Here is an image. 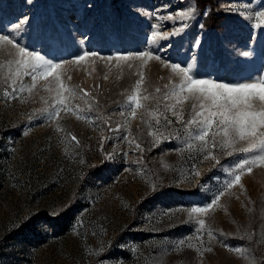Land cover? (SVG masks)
Segmentation results:
<instances>
[{
	"label": "rangeland",
	"instance_id": "374dc122",
	"mask_svg": "<svg viewBox=\"0 0 264 264\" xmlns=\"http://www.w3.org/2000/svg\"><path fill=\"white\" fill-rule=\"evenodd\" d=\"M216 2L0 0L13 40L0 41V264H264V164L238 173L256 152L239 151L247 139L221 148L220 135L213 146L215 124L208 144L192 139L194 100L172 94L171 63L228 83L264 74V3ZM14 45L63 63L34 86L15 77L25 91L10 99L5 81L23 72ZM81 51L100 56L72 62ZM116 54L129 59L101 58ZM234 173L241 183L225 188Z\"/></svg>",
	"mask_w": 264,
	"mask_h": 264
},
{
	"label": "snow or ice",
	"instance_id": "6c2138e0",
	"mask_svg": "<svg viewBox=\"0 0 264 264\" xmlns=\"http://www.w3.org/2000/svg\"><path fill=\"white\" fill-rule=\"evenodd\" d=\"M264 3V0H262ZM260 19H264V11H257L255 13ZM178 18L182 21L190 19V13L181 11L178 13ZM168 19H172L171 16ZM25 23L27 20L25 19ZM21 27V23L18 22L15 28L18 30ZM186 27V24L182 25ZM201 28L203 25L200 26ZM259 28L260 25H255ZM181 29H177L174 34H179ZM155 35V33H153ZM167 38V34H165ZM0 41H5L9 45H13V40L9 38V35H0ZM200 46V40L194 43L193 47L198 48ZM18 48L20 59L16 61L18 69H22L23 72L17 70L13 76H10L5 81L7 87L5 88L6 98L16 99L18 92H24L23 88L17 89L15 87V77L21 74L30 76L34 83L40 78L47 79L61 67L63 62H54L51 59L46 58L39 52L29 51L25 47L14 45ZM249 55L248 52L243 53ZM100 56L96 52L81 51L79 55L73 58L72 62L79 63L85 60L87 57ZM102 59H119L127 61L129 56L127 54H116L115 56L101 57ZM138 59H150L151 54L148 52L139 53ZM155 59L159 60L157 55ZM171 71L181 78L182 83L178 89H173L172 94L177 96L179 94L187 92L191 94L194 103L192 105V119L188 121L189 125H196V131L192 134V139L201 141L202 144H208L209 141L206 137L209 136V130L215 124L216 132L212 133L211 144L215 146L218 142L215 137L217 135L222 136V141L219 142L221 148L232 147L239 141L248 140V145L242 147L239 151L243 153H249L255 150L256 155L250 158H244L241 162H238L233 167L238 170V173L244 171L251 172L252 166L264 164V74L255 76L250 82H238L228 83L223 81H217L212 77H198L193 72V66L188 64L181 66L179 63H171ZM106 78V77H105ZM54 79L59 84V88H63L64 85L60 83V77L57 74ZM142 80V77H141ZM140 81L137 82L136 87L139 88ZM11 88V92L8 91ZM30 91V89H29ZM160 90L157 89V92ZM128 100L129 110L131 115L135 116V108L140 107V103L135 95L129 96ZM62 103V102H61ZM58 112L48 114L47 119H52ZM123 114V110H122ZM173 115H178L173 112ZM169 123H171L169 121ZM258 129L260 131H258ZM75 139V137H73ZM228 152V155H231ZM207 158V157H205ZM218 162V161H217ZM247 166V167H246ZM241 183V175L233 174V178L225 182V188H231L233 185H239ZM224 194V190L215 195L212 200L203 206L191 207V214H207L208 211L217 203L220 196ZM199 229H203L205 221L204 219H197ZM209 236L212 235L209 231ZM210 250V249H209ZM239 251V249H237Z\"/></svg>",
	"mask_w": 264,
	"mask_h": 264
},
{
	"label": "trees",
	"instance_id": "16d2710c",
	"mask_svg": "<svg viewBox=\"0 0 264 264\" xmlns=\"http://www.w3.org/2000/svg\"><path fill=\"white\" fill-rule=\"evenodd\" d=\"M207 1H209L210 3H212L215 6V8H216V4H217L216 0H207ZM48 220L50 221V219H48Z\"/></svg>",
	"mask_w": 264,
	"mask_h": 264
}]
</instances>
